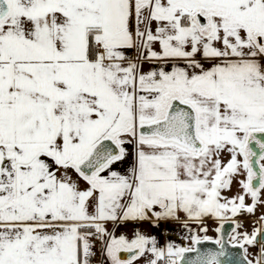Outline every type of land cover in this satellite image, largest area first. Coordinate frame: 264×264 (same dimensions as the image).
I'll return each instance as SVG.
<instances>
[{
	"label": "snow or ice",
	"instance_id": "1",
	"mask_svg": "<svg viewBox=\"0 0 264 264\" xmlns=\"http://www.w3.org/2000/svg\"><path fill=\"white\" fill-rule=\"evenodd\" d=\"M262 195L264 0H0V264H264Z\"/></svg>",
	"mask_w": 264,
	"mask_h": 264
},
{
	"label": "crops",
	"instance_id": "2",
	"mask_svg": "<svg viewBox=\"0 0 264 264\" xmlns=\"http://www.w3.org/2000/svg\"><path fill=\"white\" fill-rule=\"evenodd\" d=\"M223 195L230 197L229 194L225 191ZM238 220L245 221V218H236ZM192 231L184 229L179 222H167L160 225L159 228L152 227L149 223L145 222L140 224L138 227L141 232H144L148 235H154L159 240L160 244L163 245L166 242H173L180 246L190 245L191 241L187 238L190 235L199 234L203 236L205 233L201 231L199 225L190 222ZM220 222L213 219H206L204 221V226L208 228L207 235L213 239L217 238L216 228L219 227ZM111 229V225H109ZM247 229V228H246ZM243 230V229H242ZM126 234L129 238L132 237V226L121 227L116 229V235ZM103 261V260H102ZM102 264V262H101Z\"/></svg>",
	"mask_w": 264,
	"mask_h": 264
},
{
	"label": "rangeland",
	"instance_id": "3",
	"mask_svg": "<svg viewBox=\"0 0 264 264\" xmlns=\"http://www.w3.org/2000/svg\"><path fill=\"white\" fill-rule=\"evenodd\" d=\"M221 158L224 161H227L229 156H228L227 153H224V154H222ZM242 178L243 177H240V176L236 177L233 180L231 191H226L227 194L230 195V197H232L233 195L237 194L238 191H240L239 184L237 183V181L239 179H242ZM262 199H264V195H262ZM246 203H251L250 198H246ZM262 212H264V207H258L255 216H250V215L245 214V215H242V216H238V218H245V221H243L244 222V227L247 228L250 231L251 230V221L255 220L256 217H258Z\"/></svg>",
	"mask_w": 264,
	"mask_h": 264
},
{
	"label": "water",
	"instance_id": "4",
	"mask_svg": "<svg viewBox=\"0 0 264 264\" xmlns=\"http://www.w3.org/2000/svg\"><path fill=\"white\" fill-rule=\"evenodd\" d=\"M220 226V225H219ZM231 224L225 222L224 227L222 229V232H217V238L220 237L221 234L224 235L225 240H227L228 235L231 233ZM202 248H213L215 245L211 243V241H205L202 245H200Z\"/></svg>",
	"mask_w": 264,
	"mask_h": 264
},
{
	"label": "built area",
	"instance_id": "5",
	"mask_svg": "<svg viewBox=\"0 0 264 264\" xmlns=\"http://www.w3.org/2000/svg\"><path fill=\"white\" fill-rule=\"evenodd\" d=\"M101 245L99 242L96 243V252H97V255L96 257L94 258L93 260V264H101L103 258L102 256L100 255V252H99V249H100Z\"/></svg>",
	"mask_w": 264,
	"mask_h": 264
}]
</instances>
